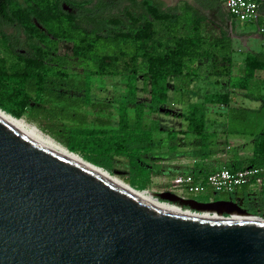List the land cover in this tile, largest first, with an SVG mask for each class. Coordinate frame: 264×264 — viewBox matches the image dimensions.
Here are the masks:
<instances>
[{"label":"rangeland","instance_id":"obj_1","mask_svg":"<svg viewBox=\"0 0 264 264\" xmlns=\"http://www.w3.org/2000/svg\"><path fill=\"white\" fill-rule=\"evenodd\" d=\"M67 1L73 7H100L93 19L67 16L42 22L35 18L28 26L1 27L0 64L8 72L25 67L16 53L35 56L44 63L39 70L47 77L46 90L38 101L42 108L26 112L22 118L64 145L72 129L118 132L124 105L128 132L149 133L150 149L113 156L110 173L134 186L146 181L153 193L172 187L176 174L189 171L190 156L205 173L218 169L224 161L236 167L257 164L253 162L254 141L264 134V106L246 95L264 98V72H256L246 90L237 88L246 52L264 53V36L255 23L239 21L238 27H228L218 19H208L217 28L215 32H208L204 24L197 29L196 19L203 14L193 9V0H150L151 6L148 0H137L140 9L132 8L127 0L113 4L109 0ZM50 2L36 0L39 5ZM17 4L27 5L24 0H16L11 8L15 10ZM140 29H145L148 37L136 42L134 35ZM249 33L252 36L248 39ZM118 34L133 38L114 41ZM216 37L225 40L219 42ZM179 39L192 41L194 47L183 59L184 75L168 78L167 100L153 112L141 47L148 45L156 54H164L175 49ZM114 55L119 61L106 68L110 74L100 73L99 60ZM130 84L136 87L134 95ZM212 93H226L231 101L207 105L208 137L204 145L200 139L194 141L188 131L187 116L191 102H202ZM138 106L143 107L140 128L136 127ZM155 119L157 129L153 128ZM210 191L208 187L194 198L203 200ZM211 193L264 218V183L246 194Z\"/></svg>","mask_w":264,"mask_h":264},{"label":"water","instance_id":"obj_2","mask_svg":"<svg viewBox=\"0 0 264 264\" xmlns=\"http://www.w3.org/2000/svg\"><path fill=\"white\" fill-rule=\"evenodd\" d=\"M186 203L256 221L148 205L0 110V264H264V218L230 199Z\"/></svg>","mask_w":264,"mask_h":264},{"label":"trees","instance_id":"obj_3","mask_svg":"<svg viewBox=\"0 0 264 264\" xmlns=\"http://www.w3.org/2000/svg\"><path fill=\"white\" fill-rule=\"evenodd\" d=\"M16 0H0V33L2 35L1 27L3 25L18 24L21 26H28L32 18H37L42 22H48L56 20L58 21L61 14H64V10L57 4L55 5H39L36 0H24L27 5L22 6L17 4V8L13 10L12 4ZM42 1V0H38ZM110 3H116L118 0H109ZM132 8L140 9L141 5L137 0H127ZM212 1V0H211ZM151 1L148 0V6H151ZM97 7H78V16L88 20L93 19ZM55 12H58L56 14ZM161 18V16H158ZM208 32L212 33L217 30L215 25L208 22L206 17L198 16L196 19V28L199 29L202 25ZM148 37L145 29H140L134 35L135 40H142ZM132 36L118 34L113 38L114 41L121 42L127 41ZM215 40L223 42L225 38L216 37ZM135 42V43H136ZM194 47L192 41L188 39H179L176 48L164 53L156 54V52L149 48L148 45L141 47L144 52L145 62L147 65L146 79L149 82V94L151 96V105L149 108L153 112H157V109L167 100V81L169 77H177L184 75V62L183 59L188 55V50ZM20 60L25 62V67L21 70H15L8 72L5 67L0 64V108L11 114L16 118H22L23 115L28 112L33 113L35 110H40L42 107H38L39 97L46 90L47 77L39 70L44 67L42 59H38L35 56L16 53ZM119 61L118 56H103L99 60V66L101 68L100 73L107 75L110 74L106 70L107 67H111ZM243 75L239 89L246 90L248 84L254 79L256 72H264V53L248 51L244 57ZM136 87L130 84V93L135 94ZM246 98L253 99L261 102L264 106V98H256L250 95H246ZM231 101L228 94L212 93L206 95L202 102L191 103L189 105V112L187 116L188 131L194 135V141L200 139L205 145L207 142L208 133L206 132V107L207 105L215 104H229ZM143 107L138 106L136 109V122L137 128H140L142 120ZM120 130L115 133L99 130H79L72 129L70 139L64 144L68 150L74 153H79L82 157L90 163L99 166L108 172H111L112 165L110 163L113 156H125L132 152L138 153L143 151H149L151 135L147 132L139 135L138 133L128 132V118L127 111L124 105L120 108L119 114ZM157 120H154L153 128L157 129ZM254 160L257 163L252 166L264 167V134L259 135L254 141L253 150ZM229 168H240L230 164H227ZM208 174V173H207ZM205 174L203 182L206 178ZM130 185V184H129ZM130 186H134L131 184ZM137 190H149L147 189L146 181H141L135 184ZM133 187V188H134ZM245 192L246 187L240 190ZM199 202L217 201L213 197L211 192H208L203 196V200Z\"/></svg>","mask_w":264,"mask_h":264},{"label":"built area","instance_id":"obj_4","mask_svg":"<svg viewBox=\"0 0 264 264\" xmlns=\"http://www.w3.org/2000/svg\"><path fill=\"white\" fill-rule=\"evenodd\" d=\"M221 2L232 19L244 23H255L258 33L264 36V22H258L259 9L264 4V0H221ZM227 164L228 162L224 161L221 167L208 173L204 182L202 177H196L190 172L178 173L173 178L172 187L153 194L161 202L176 204L183 211L199 214L201 210L194 209L186 201L191 199L196 200L194 197L205 192L208 187L211 189L210 192L213 193L224 192L232 194L242 190L244 187H246V192H248V190H254L263 185V168L257 166L229 168ZM166 191L180 198V201L172 202L161 199L160 193ZM188 194L193 195V198L191 196L188 197ZM211 214L214 215L212 212ZM219 215L226 217V214Z\"/></svg>","mask_w":264,"mask_h":264},{"label":"bare ground","instance_id":"obj_5","mask_svg":"<svg viewBox=\"0 0 264 264\" xmlns=\"http://www.w3.org/2000/svg\"><path fill=\"white\" fill-rule=\"evenodd\" d=\"M1 111H3L0 108ZM5 112V111H3ZM7 113V112H5ZM9 114V113H7ZM11 115V114H9ZM19 120L25 122L30 128L33 130L37 131L40 135H42L48 142H50L52 145H54L56 148H58L60 151H62L64 154L69 156L71 159H73L75 162L80 164L81 166L85 167L86 169L92 171L99 177L103 178L105 181L110 183L112 186L115 188L133 196L134 198L157 208L175 213V214H182L186 216H191L195 218H200V219H213V220H224V219H229L232 221H237V222H248V221H256L254 217L251 215L247 214H238V213H233L229 218H226L224 216H220L218 213L215 211H209V210H201L199 214H193L190 213L189 211H183V209L180 208L179 205L176 204H168L161 202L156 199L154 196L153 192L150 190H137L130 186L128 183L123 181L122 179L118 178L117 176L112 175L110 172L107 170L96 166L89 161L85 160L82 156H80L77 153L71 152L68 150L66 146L61 144L60 142H57L55 139L52 137L46 135L43 133L37 126L33 125L32 123L27 122L24 118H18ZM211 212L214 214L212 215Z\"/></svg>","mask_w":264,"mask_h":264},{"label":"crops","instance_id":"obj_6","mask_svg":"<svg viewBox=\"0 0 264 264\" xmlns=\"http://www.w3.org/2000/svg\"><path fill=\"white\" fill-rule=\"evenodd\" d=\"M192 6H193V9H195L198 13H202L203 17H206L207 19H218V21H220L224 26L226 25L229 27L235 24V26L238 27L240 24L239 21L232 19L229 16L221 0H212V1L211 0H193ZM258 22L259 23L264 22V4L261 5L259 9ZM246 33H247L246 31L242 33L244 34L243 35L244 37ZM249 34H250L249 36H246L248 39L252 36L251 33ZM191 103H197V102H191ZM191 152H192V149L190 150V153ZM196 163H197V160H194V158L190 156V170L187 172L185 171V172L186 173L190 172L194 174L196 177H203L207 173L201 172L199 168L196 167Z\"/></svg>","mask_w":264,"mask_h":264},{"label":"flooded vegetation","instance_id":"obj_7","mask_svg":"<svg viewBox=\"0 0 264 264\" xmlns=\"http://www.w3.org/2000/svg\"><path fill=\"white\" fill-rule=\"evenodd\" d=\"M55 4L59 5L64 10V14H61V17H67V16L79 17L78 16L79 9L77 10L78 7H73L67 0H51V2L49 3V5H55ZM55 13L58 14V12ZM34 19L35 18H32V20ZM3 26H6V24Z\"/></svg>","mask_w":264,"mask_h":264}]
</instances>
